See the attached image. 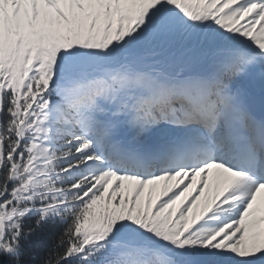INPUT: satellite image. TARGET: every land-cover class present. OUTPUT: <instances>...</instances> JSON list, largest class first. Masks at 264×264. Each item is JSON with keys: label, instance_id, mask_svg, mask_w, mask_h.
I'll return each mask as SVG.
<instances>
[{"label": "snow or ice", "instance_id": "snow-or-ice-1", "mask_svg": "<svg viewBox=\"0 0 264 264\" xmlns=\"http://www.w3.org/2000/svg\"><path fill=\"white\" fill-rule=\"evenodd\" d=\"M0 264H264V0H0Z\"/></svg>", "mask_w": 264, "mask_h": 264}, {"label": "trees", "instance_id": "trees-1", "mask_svg": "<svg viewBox=\"0 0 264 264\" xmlns=\"http://www.w3.org/2000/svg\"><path fill=\"white\" fill-rule=\"evenodd\" d=\"M56 242V236L55 234H52L49 236V238L46 240V244L48 247H51L52 244H54Z\"/></svg>", "mask_w": 264, "mask_h": 264}]
</instances>
